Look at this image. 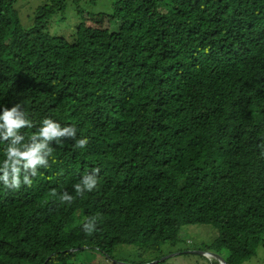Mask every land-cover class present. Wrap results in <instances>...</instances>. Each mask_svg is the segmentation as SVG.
<instances>
[{
  "label": "trees",
  "instance_id": "1",
  "mask_svg": "<svg viewBox=\"0 0 264 264\" xmlns=\"http://www.w3.org/2000/svg\"><path fill=\"white\" fill-rule=\"evenodd\" d=\"M73 1L69 40L50 31L67 0L27 28L17 0H0V109L21 105L26 141L46 118L77 129L50 143L31 187L0 183V264L162 252L191 225L217 231L203 252L249 261L264 244V0H114L110 13ZM97 168L98 190L77 196Z\"/></svg>",
  "mask_w": 264,
  "mask_h": 264
},
{
  "label": "clouds",
  "instance_id": "2",
  "mask_svg": "<svg viewBox=\"0 0 264 264\" xmlns=\"http://www.w3.org/2000/svg\"><path fill=\"white\" fill-rule=\"evenodd\" d=\"M34 126L26 113L21 110V105H14L10 109L7 107L0 109V141L7 142L5 158L0 163V183L6 189L18 190L22 184L31 187L32 178L39 174V169L50 166L49 157L53 154L50 143L55 141L59 144L62 138H76L77 129L75 126L62 127L53 119L46 118L41 122L38 131L26 141L22 130L31 129ZM88 143V139L82 138L76 140L75 146L83 149ZM99 172L98 168L93 169L90 174H85L82 177L80 183L74 185L77 196L82 197L86 192L91 193L98 190ZM73 199L67 192L60 196L62 203H71ZM97 219L98 217H93L84 225L88 234L95 230Z\"/></svg>",
  "mask_w": 264,
  "mask_h": 264
},
{
  "label": "rangeland",
  "instance_id": "3",
  "mask_svg": "<svg viewBox=\"0 0 264 264\" xmlns=\"http://www.w3.org/2000/svg\"><path fill=\"white\" fill-rule=\"evenodd\" d=\"M50 0H17L14 5V10L17 12V16L21 25L24 28L32 25V20L35 16L36 9ZM69 6H67L63 16L61 14L53 17L51 21L50 31L53 35H62L72 40L70 32L76 25L77 16L74 9L76 6L73 0H67ZM114 0H80L79 4L84 5L83 8L90 9L95 13H110L113 9ZM162 11H165L162 9ZM62 18H66V21H61ZM118 23L112 26L113 30H116ZM217 237V231L212 226L191 225L184 226L181 231V238L176 248L165 250L169 245L163 247L162 252L154 250H143L131 245H121L116 247L112 255L111 261L108 257L97 255L94 253H80L77 259L81 263L91 264H222L216 260L213 255L220 256L225 260V253L222 255L213 251L203 252L202 245H210V243ZM180 248L185 252L181 253ZM196 252H203V256L195 254ZM208 253V254H207ZM210 253V254H209ZM219 263H218V262ZM243 264H264V244L260 245L256 256Z\"/></svg>",
  "mask_w": 264,
  "mask_h": 264
},
{
  "label": "water",
  "instance_id": "4",
  "mask_svg": "<svg viewBox=\"0 0 264 264\" xmlns=\"http://www.w3.org/2000/svg\"><path fill=\"white\" fill-rule=\"evenodd\" d=\"M200 254H202V252H201ZM210 255L214 256V257H215L218 261H220L222 264H225L224 261H223L220 257H218V256H216V255H213V254H210Z\"/></svg>",
  "mask_w": 264,
  "mask_h": 264
}]
</instances>
